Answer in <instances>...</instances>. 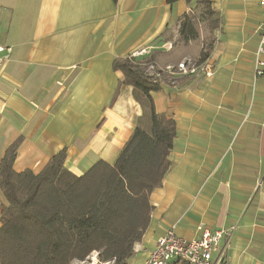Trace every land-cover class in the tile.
Here are the masks:
<instances>
[{
  "label": "crops",
  "instance_id": "obj_1",
  "mask_svg": "<svg viewBox=\"0 0 264 264\" xmlns=\"http://www.w3.org/2000/svg\"><path fill=\"white\" fill-rule=\"evenodd\" d=\"M210 2L218 25L209 57L199 61L205 22L196 39L180 41L178 32L196 0H0V45L12 48L0 67V160L19 139L16 172H40L63 148L64 167L77 176L98 160L115 162L142 115L132 87L112 69L115 58L149 47L152 72L181 60L201 65L172 80L164 72L151 93L176 134L170 167L150 193L149 224L127 264H144L173 224L185 239L199 237V226L235 225L221 241V260L264 264V72L254 73L259 1ZM1 202L0 192V212ZM93 253L91 264H112Z\"/></svg>",
  "mask_w": 264,
  "mask_h": 264
},
{
  "label": "trees",
  "instance_id": "obj_2",
  "mask_svg": "<svg viewBox=\"0 0 264 264\" xmlns=\"http://www.w3.org/2000/svg\"><path fill=\"white\" fill-rule=\"evenodd\" d=\"M201 22L209 34L199 61L209 57L218 25L210 0H196V8L183 14L179 40L198 38ZM153 61L154 55H128L112 62V69L122 73L120 84L132 87L142 109L113 164L98 160L77 176L64 167L63 148L40 172H16L19 139L6 149L0 160V264H71L92 252L98 262L127 264L149 224L150 193L170 167L176 134L174 120L155 109L151 93L160 89L166 74H147Z\"/></svg>",
  "mask_w": 264,
  "mask_h": 264
},
{
  "label": "built area",
  "instance_id": "obj_3",
  "mask_svg": "<svg viewBox=\"0 0 264 264\" xmlns=\"http://www.w3.org/2000/svg\"><path fill=\"white\" fill-rule=\"evenodd\" d=\"M260 6L261 21L257 27L258 45L254 55V73L256 76L263 74L264 67V0H258ZM11 46L0 45V67L8 60ZM149 47H144L130 54L132 57L147 55ZM201 65L192 60H181L176 66H167L164 72L170 79L174 75H192L197 73ZM206 65L205 75L210 76L211 71ZM155 74H158L154 72ZM176 225H171L167 231L158 237L155 247L150 251L144 264H168L171 259H178L186 264H226L221 260V241L229 239L236 230V226H225L214 230L198 227L200 235L197 238L185 239L175 232ZM217 251L218 258L213 259V252Z\"/></svg>",
  "mask_w": 264,
  "mask_h": 264
},
{
  "label": "rangeland",
  "instance_id": "obj_4",
  "mask_svg": "<svg viewBox=\"0 0 264 264\" xmlns=\"http://www.w3.org/2000/svg\"><path fill=\"white\" fill-rule=\"evenodd\" d=\"M147 74L154 75L155 73L150 70V66L146 70ZM94 253L92 252L85 260H73L71 264H91V259H93ZM93 261V260H92Z\"/></svg>",
  "mask_w": 264,
  "mask_h": 264
}]
</instances>
